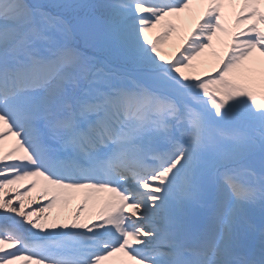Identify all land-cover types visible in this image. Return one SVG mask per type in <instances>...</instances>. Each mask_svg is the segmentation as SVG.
<instances>
[{"label": "snow or ice", "instance_id": "snow-or-ice-1", "mask_svg": "<svg viewBox=\"0 0 264 264\" xmlns=\"http://www.w3.org/2000/svg\"><path fill=\"white\" fill-rule=\"evenodd\" d=\"M0 264H264V0H0Z\"/></svg>", "mask_w": 264, "mask_h": 264}, {"label": "bare ground", "instance_id": "bare-ground-1", "mask_svg": "<svg viewBox=\"0 0 264 264\" xmlns=\"http://www.w3.org/2000/svg\"><path fill=\"white\" fill-rule=\"evenodd\" d=\"M193 8L194 10H197V6L194 5ZM198 11H200V9ZM185 15H188V13H186Z\"/></svg>", "mask_w": 264, "mask_h": 264}]
</instances>
